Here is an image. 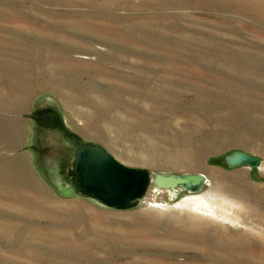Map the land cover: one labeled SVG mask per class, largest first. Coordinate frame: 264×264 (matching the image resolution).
Segmentation results:
<instances>
[{
	"label": "rangeland",
	"instance_id": "374dc122",
	"mask_svg": "<svg viewBox=\"0 0 264 264\" xmlns=\"http://www.w3.org/2000/svg\"><path fill=\"white\" fill-rule=\"evenodd\" d=\"M83 142L208 182L111 208ZM0 264H264V0H0Z\"/></svg>",
	"mask_w": 264,
	"mask_h": 264
},
{
	"label": "water",
	"instance_id": "95a60500",
	"mask_svg": "<svg viewBox=\"0 0 264 264\" xmlns=\"http://www.w3.org/2000/svg\"><path fill=\"white\" fill-rule=\"evenodd\" d=\"M225 159L230 167L262 164L260 156L243 150L234 151ZM68 174L79 193L119 210L138 206L151 187L156 191L167 189L177 199L183 191L201 192L208 182L204 173L152 172L126 165L95 142H83L77 147Z\"/></svg>",
	"mask_w": 264,
	"mask_h": 264
}]
</instances>
